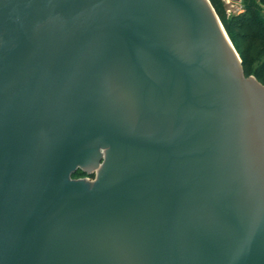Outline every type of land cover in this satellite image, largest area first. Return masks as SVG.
<instances>
[{
  "label": "water",
  "instance_id": "1",
  "mask_svg": "<svg viewBox=\"0 0 264 264\" xmlns=\"http://www.w3.org/2000/svg\"><path fill=\"white\" fill-rule=\"evenodd\" d=\"M0 264H264V83L209 0H0Z\"/></svg>",
  "mask_w": 264,
  "mask_h": 264
},
{
  "label": "trees",
  "instance_id": "2",
  "mask_svg": "<svg viewBox=\"0 0 264 264\" xmlns=\"http://www.w3.org/2000/svg\"><path fill=\"white\" fill-rule=\"evenodd\" d=\"M209 1L239 53L244 73L249 75L251 71L249 61H258L253 74L264 83V16H261L259 10L251 5L238 13L227 15L223 0ZM80 172L85 174L81 170ZM75 173L77 170L72 175Z\"/></svg>",
  "mask_w": 264,
  "mask_h": 264
},
{
  "label": "rangeland",
  "instance_id": "3",
  "mask_svg": "<svg viewBox=\"0 0 264 264\" xmlns=\"http://www.w3.org/2000/svg\"><path fill=\"white\" fill-rule=\"evenodd\" d=\"M255 1H257V4L251 5V6L257 8L259 10L260 15L264 16V1H261V0H255ZM223 2L225 4L226 14L227 15H230V14H233V13H238V12L244 10L246 8V6H248V5H245V4H238L235 0H223ZM227 36H228V34H227ZM230 41H231V39H230ZM231 43H232V41H231ZM238 55H239V53H238ZM257 63H258V61H249V65L251 67V71H250L249 75H253L254 76L253 70L257 67ZM94 176H95L94 174L93 175H87V173L81 174L80 168L77 169V173L72 175L73 178L88 177L89 180H93Z\"/></svg>",
  "mask_w": 264,
  "mask_h": 264
},
{
  "label": "crops",
  "instance_id": "4",
  "mask_svg": "<svg viewBox=\"0 0 264 264\" xmlns=\"http://www.w3.org/2000/svg\"><path fill=\"white\" fill-rule=\"evenodd\" d=\"M236 2L238 4H245V5H255V4H257V1H255V0H239V1H236Z\"/></svg>",
  "mask_w": 264,
  "mask_h": 264
}]
</instances>
